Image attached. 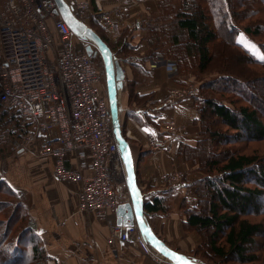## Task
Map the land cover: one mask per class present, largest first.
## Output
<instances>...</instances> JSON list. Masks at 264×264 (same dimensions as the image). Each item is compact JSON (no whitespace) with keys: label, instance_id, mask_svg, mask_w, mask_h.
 Masks as SVG:
<instances>
[{"label":"trees","instance_id":"16d2710c","mask_svg":"<svg viewBox=\"0 0 264 264\" xmlns=\"http://www.w3.org/2000/svg\"><path fill=\"white\" fill-rule=\"evenodd\" d=\"M238 1L160 0L157 13L143 26L148 45L144 56L171 57L178 71L192 72L195 77L189 94L199 114L198 139L194 145L181 143L178 158L199 173L190 182L197 203L193 209L183 208V227L196 230L201 241L185 255L206 264H210L207 258L217 259L218 264H264V149L260 155L233 147L241 140L264 141V58H255L237 40L242 29L264 53L260 38L264 0ZM83 21L105 41L122 67L129 64L148 75L134 61L142 55L130 42L131 28H123L110 40L96 19ZM215 55L217 71L211 68ZM205 74L212 75L207 78ZM144 75L127 82L128 102L142 105L143 116L153 123L145 105L151 94L134 91L136 83L147 77ZM211 117L225 128L213 126ZM0 197V264H49L26 196L1 172ZM163 202L164 197H156L143 204L144 211H163Z\"/></svg>","mask_w":264,"mask_h":264},{"label":"built area","instance_id":"2783aa9c","mask_svg":"<svg viewBox=\"0 0 264 264\" xmlns=\"http://www.w3.org/2000/svg\"><path fill=\"white\" fill-rule=\"evenodd\" d=\"M65 1L79 19L88 15L86 2ZM111 14L119 10L101 13L97 21L115 34L118 25ZM86 44L59 16L55 0H0V106L13 115L12 126L0 127V144L19 151L28 139L38 138L37 155L54 158L53 177L78 183V210L108 218L129 199V191L108 96L100 85L97 52L87 51ZM164 64L172 74L178 72L174 60ZM190 90L172 89L161 104L172 105ZM182 132L181 125L168 120L147 135L146 143L161 150ZM164 178L177 182L180 174L174 170ZM108 231L109 244L120 240L146 256H161L136 224L108 219Z\"/></svg>","mask_w":264,"mask_h":264},{"label":"crops","instance_id":"0c3cea01","mask_svg":"<svg viewBox=\"0 0 264 264\" xmlns=\"http://www.w3.org/2000/svg\"><path fill=\"white\" fill-rule=\"evenodd\" d=\"M82 1L90 8L84 20L96 19V24L110 40L115 39L123 28L132 30L130 42L135 51L142 55L134 61L148 70V75L138 69L133 70L129 64L123 65V86L118 95L120 127L130 143L142 203L150 204L156 197H164L163 211L147 213L143 207L146 224L167 246L185 254L201 241L196 230H185L183 227V208L193 209L197 203L190 182L199 173L180 162L178 152L181 143L194 145L198 139L199 114L189 93L172 105L163 106L161 102L172 89L178 90L183 86L193 88L194 75L192 72H169L164 62L174 60L171 57L162 54L144 56L148 45L143 26L150 15L157 13L160 0ZM115 9L119 10V14H111L118 25V31L114 34L106 32L97 20L101 13H111ZM136 75L147 76L136 83L134 91L151 94V99L145 105L149 108L146 112L153 123L140 115L144 111L142 105L128 102L127 82ZM132 112L138 117L130 114ZM168 120L181 125L183 132L170 138L161 150H151L146 143L147 135L162 129V124ZM38 144V138H31L19 151L0 150V172L17 192L26 196L36 232L50 256L49 264H173L162 254L156 258L146 256L127 242L115 240L107 243L108 219L115 221V214L98 218L90 212L79 211L78 183L56 180L52 175L54 158L38 156ZM65 162L69 166L71 156H67ZM174 170L179 172L180 181L166 180L164 176Z\"/></svg>","mask_w":264,"mask_h":264},{"label":"water","instance_id":"95a60500","mask_svg":"<svg viewBox=\"0 0 264 264\" xmlns=\"http://www.w3.org/2000/svg\"><path fill=\"white\" fill-rule=\"evenodd\" d=\"M56 10L59 16L67 23L71 31L87 39L91 42L85 45L87 51L93 49V45L97 47L103 59V65L106 76V87L109 108L112 116V126L114 136L119 143V148L124 156L125 168L127 172V185L129 188L130 197L128 200L120 202L115 209V222L127 226L136 224L140 231L146 237L148 243L159 253L164 255L173 264H184L185 259L195 261L196 264H206L203 261L189 258L185 254L179 253L176 250L167 246L162 242L149 228L143 218V203L140 190L136 183L133 159L130 153V147L127 139L122 134L118 117V95L123 86L124 70L119 61L112 55L105 41L88 26L83 20L76 17L71 9V6L65 0H55ZM97 52V50H95ZM143 221V222H141Z\"/></svg>","mask_w":264,"mask_h":264},{"label":"rangeland","instance_id":"374dc122","mask_svg":"<svg viewBox=\"0 0 264 264\" xmlns=\"http://www.w3.org/2000/svg\"><path fill=\"white\" fill-rule=\"evenodd\" d=\"M229 1H230V3L234 2V0L233 1L229 0ZM239 1H238V4H240ZM262 15L264 16V13ZM260 38L264 40V32H262ZM85 40H86L87 43L91 44V42L89 40H87V39H85ZM237 40L245 48H247L249 50V52L253 56H255V58H257V59H263L264 58V53L258 47L257 42L254 41L251 37H249L248 34H246L242 29L238 30ZM93 48L96 49L97 53L99 54V56L98 55L96 56V64H97V66L99 68V71H100V85H101V89H102V91L105 94H107L106 76H105V70H104V65H103V59H102V56L100 55L99 50L97 49V47H95L93 45ZM216 60H217V56L215 55V59L213 60V62L211 64V68L214 69L215 71H217V68H218L217 66L219 65L218 62H216ZM204 76H207V74H205ZM209 77L207 76V78H209ZM192 80H195V77H192ZM190 82H191V79H190ZM256 94L258 95L257 97H260V93H258L256 91ZM261 98H263V100H264V94H263V97H261ZM2 114H6L5 116H7V119H4L5 116H2ZM10 116H11V118H10ZM212 119L213 118L211 117L210 121H213L212 122V124H214L213 126L219 127V128H221V130H223V128H225L222 124H219L217 121L212 120ZM263 120H264V118H263ZM12 121H13L12 112L9 111V110H6L5 108L0 106V127H4L5 125L9 126V124H10V126H12V124H13ZM235 146H241L245 152H248V153H254L255 152V153H258V154L262 155V152H263V149H264V141L244 142V141L241 140L240 142H237L236 144H234L233 147H235ZM217 148H218V145H217ZM222 148H223V145L222 144L219 145V150L220 151H219L218 156L221 155ZM0 150H3V152L7 151L8 150V145L7 144L6 145L5 144H0ZM7 152H9V151H7ZM122 167H123L124 172L126 173V177L128 179L126 168H125L124 156L123 155H122ZM213 260H214L213 258L212 259L207 258L206 261H208V263H210V264H218V262H216L217 259H215L216 261L212 262ZM226 264H236V263L234 261H229V263H226Z\"/></svg>","mask_w":264,"mask_h":264},{"label":"snow or ice","instance_id":"6c2138e0","mask_svg":"<svg viewBox=\"0 0 264 264\" xmlns=\"http://www.w3.org/2000/svg\"><path fill=\"white\" fill-rule=\"evenodd\" d=\"M145 131H151V130H150V129H145ZM153 134H154V133H153ZM141 222H143V221H141ZM184 264H196V262H195V261H190V260H186V259H185Z\"/></svg>","mask_w":264,"mask_h":264}]
</instances>
